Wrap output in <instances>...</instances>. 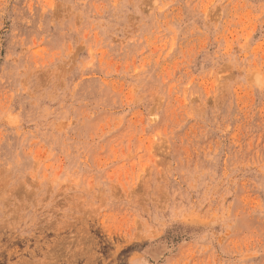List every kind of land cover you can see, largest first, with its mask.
<instances>
[{
  "label": "rangeland",
  "instance_id": "1",
  "mask_svg": "<svg viewBox=\"0 0 264 264\" xmlns=\"http://www.w3.org/2000/svg\"><path fill=\"white\" fill-rule=\"evenodd\" d=\"M0 264H264V0H0Z\"/></svg>",
  "mask_w": 264,
  "mask_h": 264
}]
</instances>
